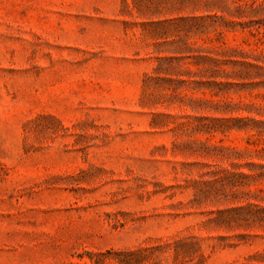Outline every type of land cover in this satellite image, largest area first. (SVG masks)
<instances>
[{
  "label": "rangeland",
  "instance_id": "rangeland-1",
  "mask_svg": "<svg viewBox=\"0 0 264 264\" xmlns=\"http://www.w3.org/2000/svg\"><path fill=\"white\" fill-rule=\"evenodd\" d=\"M0 264H264V0H0Z\"/></svg>",
  "mask_w": 264,
  "mask_h": 264
}]
</instances>
